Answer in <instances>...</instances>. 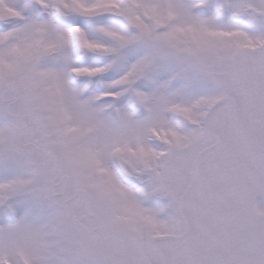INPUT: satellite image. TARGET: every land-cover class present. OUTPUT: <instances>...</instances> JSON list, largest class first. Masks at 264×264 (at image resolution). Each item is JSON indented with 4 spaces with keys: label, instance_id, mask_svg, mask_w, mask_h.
<instances>
[{
    "label": "snow or ice",
    "instance_id": "6c2138e0",
    "mask_svg": "<svg viewBox=\"0 0 264 264\" xmlns=\"http://www.w3.org/2000/svg\"><path fill=\"white\" fill-rule=\"evenodd\" d=\"M0 264H264V0H0Z\"/></svg>",
    "mask_w": 264,
    "mask_h": 264
}]
</instances>
